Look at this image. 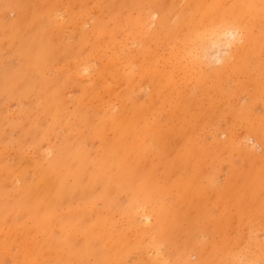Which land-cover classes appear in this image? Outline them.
<instances>
[{"label":"rangeland","instance_id":"rangeland-1","mask_svg":"<svg viewBox=\"0 0 264 264\" xmlns=\"http://www.w3.org/2000/svg\"><path fill=\"white\" fill-rule=\"evenodd\" d=\"M0 264H264V0H0Z\"/></svg>","mask_w":264,"mask_h":264},{"label":"bare ground","instance_id":"bare-ground-1","mask_svg":"<svg viewBox=\"0 0 264 264\" xmlns=\"http://www.w3.org/2000/svg\"><path fill=\"white\" fill-rule=\"evenodd\" d=\"M234 33V32H233ZM193 49V48H192Z\"/></svg>","mask_w":264,"mask_h":264}]
</instances>
